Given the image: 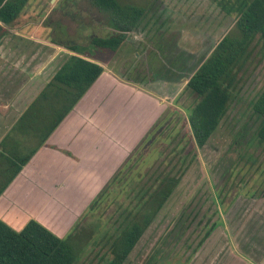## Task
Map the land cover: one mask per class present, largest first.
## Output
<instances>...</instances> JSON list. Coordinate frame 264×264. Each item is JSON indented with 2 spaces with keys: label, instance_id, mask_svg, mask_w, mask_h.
I'll use <instances>...</instances> for the list:
<instances>
[{
  "label": "rangeland",
  "instance_id": "1",
  "mask_svg": "<svg viewBox=\"0 0 264 264\" xmlns=\"http://www.w3.org/2000/svg\"><path fill=\"white\" fill-rule=\"evenodd\" d=\"M121 1L144 7L145 25L140 27L147 28L145 34L162 45H170L175 38L171 45L187 57L206 53L234 25L233 16L226 15L217 0ZM5 28L8 32L1 40L14 47L17 43L26 47L21 32L50 44L73 43L77 51L97 58L115 72L124 67L120 71L124 73L129 61L137 67L125 74L140 83L130 87L139 99L140 112L123 125L122 134L127 138L121 144L113 140L114 146L118 144L121 161L117 172L121 173L113 182L115 171L102 185L100 190L109 183L94 209L90 211V205L100 190L87 206L67 210L65 233L77 231L87 237L75 264H106L111 259L108 244L123 218L124 207L142 193V181L149 183L150 177L161 171L179 175V182L122 264H264V197L260 196L264 192V145L247 141L254 132L249 129L233 144L234 132L248 119L264 88V57L257 55V50L241 74L236 102L207 143L195 148L187 124L195 95L180 81L170 87L176 89L175 100L173 90L161 99L150 87L152 84L162 95L170 92L164 86L171 83L166 78L172 47L166 49V56L158 57L153 54L157 42L143 46L138 32L129 34L116 51L91 45V37L106 36L115 27L109 13L89 0H28L16 20ZM56 48L40 50L46 49L45 57L53 55ZM64 50L52 56L55 62L65 57L68 50Z\"/></svg>",
  "mask_w": 264,
  "mask_h": 264
},
{
  "label": "trees",
  "instance_id": "2",
  "mask_svg": "<svg viewBox=\"0 0 264 264\" xmlns=\"http://www.w3.org/2000/svg\"><path fill=\"white\" fill-rule=\"evenodd\" d=\"M27 2L0 0V40L8 32L5 26L16 20ZM89 2L109 13L115 27L106 36L91 37L90 44L95 47L116 51L129 34L145 25L146 10L142 6L121 0ZM217 3L226 15L233 16V29L224 33L208 54L204 53L200 57L188 54L187 57L184 52H180L178 56L180 65L177 66V79L189 76L184 88L195 95V101L187 114L195 148H201L206 143L226 114L238 94L241 74L246 71L253 53L256 54L257 50V55L264 57V0H217ZM64 45L73 53L67 55L65 62L18 123L19 132L27 133L30 130L38 137L39 143L45 140L103 71L98 61L77 51L75 44L65 42ZM252 108L260 121L251 142L255 140L264 145V88L254 100ZM10 140L11 144L13 139ZM32 153L20 156L14 142L7 154H1L4 168L0 171L7 175H0V193ZM181 165L187 167L185 161ZM118 173L121 171L112 176L113 182ZM178 182L179 175L162 171L152 175L149 183L141 182L142 193L136 195V200L128 207H124L116 234L110 238L108 249L111 259L106 264H122L126 260ZM108 185L98 192L90 205V211L101 202ZM261 194L264 195V192ZM86 240L87 237L77 231L58 236L33 218L20 230L11 228L0 219V264H75Z\"/></svg>",
  "mask_w": 264,
  "mask_h": 264
},
{
  "label": "crops",
  "instance_id": "3",
  "mask_svg": "<svg viewBox=\"0 0 264 264\" xmlns=\"http://www.w3.org/2000/svg\"><path fill=\"white\" fill-rule=\"evenodd\" d=\"M19 34L26 38L27 42L23 41L26 47L18 43L14 47L0 40V156L7 154L14 142L20 156L33 153L0 193V219L20 230L33 218L58 236H64L67 210L87 206L118 170L121 160L117 145L127 138L122 134L123 125L140 112L139 99L130 87L140 83L93 57L103 66L102 73L39 143L30 130L27 133L17 130L19 120L73 52L62 43L50 44L26 33ZM53 43L57 45L54 54L68 50L59 62H55L54 54L43 56L47 47L54 49ZM28 46H32L31 50L26 51ZM42 48L46 49L41 51ZM150 87L155 96L161 95V99L168 96L157 92L152 84ZM113 140L118 143L116 146ZM3 160L0 158V170L4 168ZM0 175L7 174L0 171Z\"/></svg>",
  "mask_w": 264,
  "mask_h": 264
},
{
  "label": "flooded vegetation",
  "instance_id": "4",
  "mask_svg": "<svg viewBox=\"0 0 264 264\" xmlns=\"http://www.w3.org/2000/svg\"><path fill=\"white\" fill-rule=\"evenodd\" d=\"M144 31V32H143ZM160 31V28H159V30H158V34H160L161 32H159ZM134 32H138V35H139V38H137L138 39V41H140V42H142L144 45L143 46H148L150 43L149 42H151V43H155V42H157V43H155V45H156V47H154L155 48V53H153V54H155L156 56H158V57H164V56H166V52H167V48L170 46V47H172L173 48V50H172V48H171V54H170V56H169V59H168V61H167V71H168V73H169V77L168 78H166V80H168V81H171V83H169L168 84V86H164L165 87V89H168L169 91L170 90H173L174 91V93L172 94V92L170 91V92H167L168 93V96L169 95H171L172 94V96L173 97H175L174 98V100L176 99V89L175 88H170V87H173L175 84H176V81L178 82V81H180L181 83H184V85H185V83L187 82V80H188V78H189V76H187V77H182L181 79H177V77H178V75H177V66H179L180 65V61H178L179 60V54H180V52H182L180 49H176L175 47H173L171 44H175V38L173 39V41L174 42H171V41H169L170 42V45H166V44H163L162 45V43L161 42H159L158 40H155V39H151V36L150 35H147V34H145L146 32H147V28H146V30L145 29H141V27H138V29L136 30V31H134ZM133 33V32H132ZM214 45V44H213ZM211 49H209L205 54H208V52L210 51ZM134 61H129V62H126V66H125V72H124V74L126 73V71L128 70V69H134V70H137V67H135L134 66V64L135 63H133ZM182 62V61H181ZM122 65V64H121ZM122 68V70H123V68L124 67H121ZM121 68H120V70L119 71H121ZM160 79H162V78H160ZM154 80H156V79H154ZM154 82V81H153ZM156 88V87H155ZM156 91L157 92H159L160 93V91H158V88L156 89ZM241 95V94H240ZM239 95V96H240ZM238 96L236 95L235 96V98L232 100V102L230 103V105H229V107H228V109H227V111H226V113L231 109V105L233 104V103H235L236 102V98H237ZM257 98V97H256ZM237 102H239V101H237ZM239 115L240 114H238V115H236V117H238L239 118ZM259 121H260V119L258 118V115L253 111V108H252V106H251V111H250V114H249V117H248V119L247 120H245L244 121V123H242V125L239 127L238 126V129L234 132V140H233V144L234 145H236V143H238L239 142V140H240V138L244 135V131L246 130V129H249V130H254V132H255V130H256V128H257V126H258V123H259ZM254 132H253V134H254ZM253 134H251L250 135V137L248 138V142H249V140L251 141V139H252V136H253ZM246 135H244V137H245ZM209 139V138H208ZM208 139H207V141H208ZM207 141H206V143H207ZM248 142H247V144H248ZM205 143V144H206ZM204 144V145H205ZM203 145V146H204ZM202 146V147H203ZM263 192V191H262ZM262 192H260V196L263 198L264 197V195L263 194H261ZM260 198V197H259ZM154 220V219H153Z\"/></svg>",
  "mask_w": 264,
  "mask_h": 264
}]
</instances>
